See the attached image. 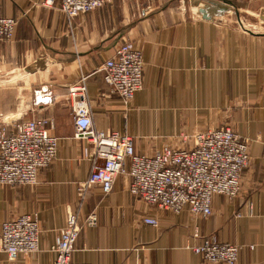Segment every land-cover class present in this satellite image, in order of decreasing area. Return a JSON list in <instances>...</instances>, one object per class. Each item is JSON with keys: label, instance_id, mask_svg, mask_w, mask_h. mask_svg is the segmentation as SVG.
I'll return each instance as SVG.
<instances>
[{"label": "crops", "instance_id": "1", "mask_svg": "<svg viewBox=\"0 0 264 264\" xmlns=\"http://www.w3.org/2000/svg\"><path fill=\"white\" fill-rule=\"evenodd\" d=\"M226 1L237 9L264 3ZM61 3L0 0V18L18 24L14 40L0 42V127L10 132L8 120L46 115L60 138L58 157L36 186L0 187V233L6 220L22 214L40 222L39 252L17 264H53L51 248L70 213L81 224L93 213L98 219L81 230L74 263L209 264L191 247L214 237L241 246L237 264H264V33L241 30L226 14L206 21L190 0H113L72 23ZM125 41L142 51L145 64L143 89L128 107L100 71ZM83 78L94 126L133 136L137 154L187 148L196 133L226 126L247 138L250 162L240 195L216 196L210 217L172 214L132 196L130 179L120 175L109 195L93 187L81 200L79 185L92 166L85 142L75 137L67 94ZM144 216L159 225L143 223ZM0 264L13 263L0 254Z\"/></svg>", "mask_w": 264, "mask_h": 264}, {"label": "built area", "instance_id": "2", "mask_svg": "<svg viewBox=\"0 0 264 264\" xmlns=\"http://www.w3.org/2000/svg\"><path fill=\"white\" fill-rule=\"evenodd\" d=\"M112 1L62 0L60 10L72 23L80 15ZM17 26L13 18H0V42L13 41ZM100 69L111 94L117 95L124 106H130L144 85L142 51L132 42L125 41ZM84 81L85 78L70 86L67 94V100L73 101L75 137L85 142L84 159L92 166L88 179L79 185L81 200L93 187L100 188L105 196L109 195L120 175L130 179L132 196L172 214L187 210L194 216L210 217L216 196L234 200L240 195L243 172L250 162L247 138L228 127L209 129L196 133L193 144L187 148L164 145L153 155L137 154L132 136L116 130L100 131L94 126ZM41 90L48 93V86ZM4 118L0 114V124ZM56 128L51 117L17 120L10 132L6 127H0V187H34L39 183L40 172L58 157L60 138L53 134ZM97 222L94 213L83 224L76 213L68 214L66 224L51 248L56 254L53 264H79L74 263L72 256L80 232L84 226H96ZM142 222L153 227L159 225V220L150 216H144ZM40 240L38 217L19 215L2 224L0 254L17 264L20 259L39 252ZM191 250L209 264H237L241 246L221 243L210 237Z\"/></svg>", "mask_w": 264, "mask_h": 264}, {"label": "rangeland", "instance_id": "3", "mask_svg": "<svg viewBox=\"0 0 264 264\" xmlns=\"http://www.w3.org/2000/svg\"><path fill=\"white\" fill-rule=\"evenodd\" d=\"M48 1H50V0H46V3L49 5ZM247 2L248 1H241L240 5L244 6L245 3H247ZM52 4L53 3H51L50 5H52ZM246 5H248V4H246ZM263 9H264V3L263 2H260V3L259 2H253L250 7L237 9L239 12L238 14H236V11H233V12L227 13L226 16L229 17L231 19V22L234 25L238 26L241 30H249L251 32L261 34V33H264V21L260 18V13ZM41 76H43V75H41ZM18 83H19V79L13 81L11 85L16 86ZM45 86H47V85H45ZM17 91L19 92V90H17ZM41 104L46 105V106H40L42 108L48 106V99L46 98V96H44L43 99L41 100ZM41 117L48 118L49 116L44 115ZM68 119L69 120L71 119V117L69 115L66 116V120H68ZM7 122H10V123H8V126L12 127V125L17 122V119L15 121H9L8 120ZM226 127L233 130L230 126H226ZM55 130H57V129H55ZM53 134L56 136L55 132H53Z\"/></svg>", "mask_w": 264, "mask_h": 264}, {"label": "water", "instance_id": "4", "mask_svg": "<svg viewBox=\"0 0 264 264\" xmlns=\"http://www.w3.org/2000/svg\"><path fill=\"white\" fill-rule=\"evenodd\" d=\"M194 7H198V14L206 21H213L215 18L222 17L227 13L236 11L237 8L226 0H190ZM204 2L203 6L202 3ZM260 18L264 21V9L260 13Z\"/></svg>", "mask_w": 264, "mask_h": 264}]
</instances>
